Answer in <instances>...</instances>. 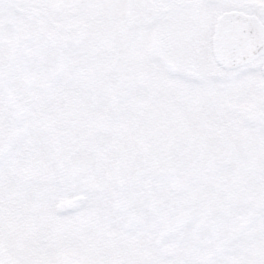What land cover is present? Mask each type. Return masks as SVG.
<instances>
[{
    "label": "snow or ice",
    "instance_id": "obj_1",
    "mask_svg": "<svg viewBox=\"0 0 264 264\" xmlns=\"http://www.w3.org/2000/svg\"><path fill=\"white\" fill-rule=\"evenodd\" d=\"M0 264H264V0H0Z\"/></svg>",
    "mask_w": 264,
    "mask_h": 264
}]
</instances>
